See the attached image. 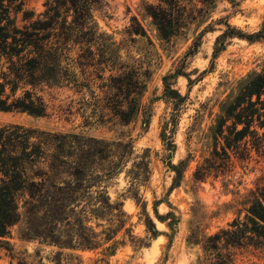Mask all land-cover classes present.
Instances as JSON below:
<instances>
[{
	"label": "trees",
	"instance_id": "1",
	"mask_svg": "<svg viewBox=\"0 0 264 264\" xmlns=\"http://www.w3.org/2000/svg\"><path fill=\"white\" fill-rule=\"evenodd\" d=\"M217 1L163 0L150 6L148 15L161 36L170 38L187 18L188 5L214 8ZM226 1L235 4V0ZM100 2L52 0L41 16L17 26L10 13L21 11L19 0H0L1 112L46 116L42 93L66 88L82 93L80 109L91 110L102 123L125 126L138 116L145 117L147 112L140 101L143 83L135 71L119 65L118 45L99 31L93 19ZM133 21L127 33L144 36ZM227 31L217 40L221 46L222 38L236 36L229 26ZM237 37L244 38L241 34ZM263 37L264 28L246 40L255 42ZM262 95L264 66L241 79L236 98L222 107L213 131L215 141H225L221 151L242 149L247 156L254 151L264 160V131L261 135L258 132L264 129ZM254 121L257 123L252 129ZM248 136L250 140H246ZM169 146L170 141L165 148ZM149 153L150 149H145L134 155L131 142L82 133L1 126L0 239L8 238L15 228L21 241L55 249L54 264H75L73 252L101 250L109 257L126 244L134 249L148 247L154 226L146 202L140 198L136 201L142 206L141 215L150 235L140 239L128 224L122 202L113 200L109 189L124 173L127 192L136 197L151 175ZM260 181L250 193L246 221H235L231 229L209 236L202 247L201 264H237L239 250L264 252V174Z\"/></svg>",
	"mask_w": 264,
	"mask_h": 264
},
{
	"label": "rangeland",
	"instance_id": "2",
	"mask_svg": "<svg viewBox=\"0 0 264 264\" xmlns=\"http://www.w3.org/2000/svg\"><path fill=\"white\" fill-rule=\"evenodd\" d=\"M161 1L101 0L93 11L99 31L119 47V65L135 71L144 85L140 97L141 108L147 112L144 118L138 116L125 126L102 123L91 110L80 109L82 93L66 88L42 93L46 116L0 111V127L15 124L131 142L134 155L150 149L151 175L136 197L127 192L124 173L109 189L111 198L122 202L128 224L140 239L150 235L142 206L136 201L146 202L154 226L149 246L134 249L126 244L109 257L101 250L73 252L75 264H201L202 247L209 236L231 229L235 221H246L250 193L264 174V160L254 151L249 156L242 149L225 153L221 151L224 139L215 141L213 136L222 107L238 94V82L264 66V37L246 40L264 28V0H235V4L218 0L214 8L188 5L187 18L170 38L161 36L148 15L150 6ZM19 2L21 11L11 10L10 15L17 26H23L41 16L52 0ZM133 19L144 36L127 33ZM227 26L236 36L222 38L221 46L217 40ZM239 34L244 38L237 37ZM263 131L258 129L260 135ZM54 252L21 241L15 228L8 238L0 239V264H54ZM236 260L237 264H264V252L239 250Z\"/></svg>",
	"mask_w": 264,
	"mask_h": 264
}]
</instances>
